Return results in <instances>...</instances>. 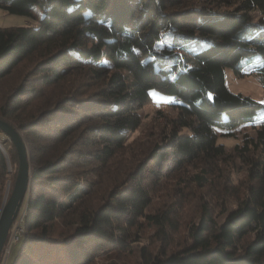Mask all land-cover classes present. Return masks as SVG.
<instances>
[{"label": "trees", "instance_id": "trees-1", "mask_svg": "<svg viewBox=\"0 0 264 264\" xmlns=\"http://www.w3.org/2000/svg\"><path fill=\"white\" fill-rule=\"evenodd\" d=\"M189 1L0 0L34 21L0 25V82L34 62L19 82L0 86V117L26 132L30 160L24 229L7 264H94L108 249L133 246L127 240L142 218L165 243L174 209L148 210L163 168L202 160L204 171L193 175L200 189L213 184L207 174L228 182L216 166L226 153L217 130L245 123L255 135L236 148L251 181L236 206L218 222L205 203L179 249L134 246L139 264H264V117L256 116L264 102L232 91L225 77L226 67L244 74V56L264 58V0H238L234 10ZM252 10L259 20L248 19ZM78 69L101 85L89 92L90 83H66ZM151 89L175 96L178 112L161 141L112 183L105 166L140 126ZM10 165L16 175L13 143L9 155L0 147V207Z\"/></svg>", "mask_w": 264, "mask_h": 264}, {"label": "rangeland", "instance_id": "rangeland-1", "mask_svg": "<svg viewBox=\"0 0 264 264\" xmlns=\"http://www.w3.org/2000/svg\"><path fill=\"white\" fill-rule=\"evenodd\" d=\"M203 4L209 6L216 5V7L222 9L234 10L237 8L238 0H190L187 5ZM259 18L260 14L257 10L250 11L248 19L257 21ZM31 21H33L31 18L9 13L0 8L1 26L20 25ZM33 64L34 62L27 61L24 66H20L12 75L0 82V86H4V89L7 90L19 82ZM239 64L244 71L242 75L236 73L232 67L225 68V77L228 87L234 92L249 94L259 101L264 102V58H262L259 52H254L251 55L242 57ZM75 71L78 73L73 72L69 74L65 80L66 83L80 82L86 85L90 83L92 86L88 87L89 92L97 89L101 85V82L96 84L98 78L92 76L89 71H84L83 69ZM176 74L177 71L174 70L173 75ZM150 92L151 99L138 110L142 120L140 126L135 131L129 133L126 146L118 150L115 156L105 166L107 173L106 180L109 179L112 183L116 179H120L121 175L125 174V171L133 167L139 157H144L143 154H145L150 147L161 141L162 134L167 131L171 123V118L176 116L178 112L176 106L171 103L172 101L180 102L175 96L157 89H151ZM19 110L26 111L25 105H21ZM256 116L264 117V108L259 109ZM228 131L230 132H227V130H217L218 142L224 144L226 153L225 156L223 158L221 157V159L217 161L218 163H216V166L222 173L228 176V182H224L222 179H217L216 176L212 177V175L207 174L210 178L207 185L211 182H213V184L210 187H205V189H200V181H197L193 175L204 171L206 163L202 160H196L187 164L180 170L177 169L175 171H171V164L164 167L161 173L166 176L163 178L165 180H160V183L157 184L155 190H153V203L148 210L149 212H158L163 209H174L172 212L173 226L171 230V239L163 243V240L156 236V228L142 218L140 220L141 223L131 229L133 235L132 239L127 240L128 243L129 241L130 243H134V245L137 243H147V247L150 248V250L158 253L179 249L191 242V237L189 235L190 226L192 223L199 220L201 210L205 203L212 209L213 219L218 222L222 221L227 213L236 206L239 196L241 197L246 193V187L251 181L248 170L249 160L240 155V150L238 148H241L250 137L255 135V129L245 123ZM20 133L23 138H25L26 132L21 131ZM11 144L12 142L8 136L0 131V147L7 155H9ZM237 145L239 146L238 148H236ZM9 170L10 175L7 178L3 201L7 195V191L9 190L10 192L12 190L16 177L14 173L15 169L12 168L11 165ZM168 170L170 172L169 175L167 172ZM184 175H186L187 180L184 183H180L178 179L179 177H184ZM180 189L184 190L183 194H181ZM201 190L203 194H200L199 191ZM24 215L25 204L19 211L18 218H15L11 226L8 239L11 237L12 232H15L14 227L16 222L22 220L24 225ZM252 237L253 235L249 234L242 242L249 241ZM134 239L138 240L133 241ZM8 242L7 240L5 243L0 264H7L19 247V243L15 244L9 251ZM242 244L240 246H242ZM134 245L128 244L125 248L121 247L117 250L108 249L98 256L94 264H139L140 259L137 254L138 251ZM56 258L61 260L59 255H57ZM140 264L144 263L142 262Z\"/></svg>", "mask_w": 264, "mask_h": 264}, {"label": "water", "instance_id": "water-1", "mask_svg": "<svg viewBox=\"0 0 264 264\" xmlns=\"http://www.w3.org/2000/svg\"><path fill=\"white\" fill-rule=\"evenodd\" d=\"M0 130L14 144L18 155L17 173L12 190L0 208V262L11 226L17 217L30 185V162L26 142L20 131L8 120L0 117Z\"/></svg>", "mask_w": 264, "mask_h": 264}, {"label": "built area", "instance_id": "built-area-1", "mask_svg": "<svg viewBox=\"0 0 264 264\" xmlns=\"http://www.w3.org/2000/svg\"><path fill=\"white\" fill-rule=\"evenodd\" d=\"M18 216H19V213H18V215H17L16 218H18ZM22 219H23V217H22ZM14 228H15V232L13 231L11 237L8 239V241H9V242H8V243H9V244H8V250H9V251L11 250V248H12L15 244L18 243V241H19V239H20V237H21V234H22L23 229H24V225H23V223H22V220L16 222Z\"/></svg>", "mask_w": 264, "mask_h": 264}]
</instances>
